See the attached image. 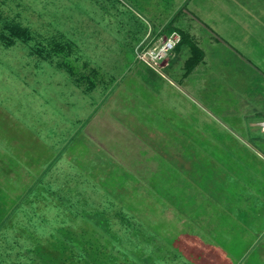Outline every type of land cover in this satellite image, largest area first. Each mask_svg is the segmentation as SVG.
Masks as SVG:
<instances>
[{"label": "rangeland", "instance_id": "rangeland-1", "mask_svg": "<svg viewBox=\"0 0 264 264\" xmlns=\"http://www.w3.org/2000/svg\"><path fill=\"white\" fill-rule=\"evenodd\" d=\"M180 3L0 0V31L31 34L0 42V264H34L39 244L69 264L230 263L202 223L220 216L234 159H249L231 151L260 147L243 136L264 113V23L221 27L244 56L204 27L193 71L188 42L147 62ZM248 31L251 46L237 43ZM245 247L231 264H264Z\"/></svg>", "mask_w": 264, "mask_h": 264}, {"label": "crops", "instance_id": "crops-1", "mask_svg": "<svg viewBox=\"0 0 264 264\" xmlns=\"http://www.w3.org/2000/svg\"><path fill=\"white\" fill-rule=\"evenodd\" d=\"M185 4L190 5L191 9L185 7V10L181 9ZM180 6L181 12H185V14L179 16L181 12L178 13L179 9L177 10L174 22L176 27L186 32V29H188V33L192 36H196L197 33L200 34L199 30L208 28L209 34L206 32L209 37L207 44L213 42L210 31H215L217 33V37H215L217 42H213V44L218 43V41L225 42L233 51L237 50V53L242 56H244L243 53L235 47L231 38L222 36V32L220 33L221 27L227 29L231 37L236 27L238 29L243 27V29L248 30L252 28V24L264 23V18L261 19L262 14H264V0H181ZM259 13H261L260 17ZM175 16L173 17L175 18ZM179 18H181L180 21L178 20ZM168 22L164 26L158 27V29L166 28ZM176 22L179 24L181 22L183 25L179 26ZM160 30L159 32H161ZM254 34L252 31L246 32L242 39L237 40V43H248L247 45L250 44L251 46L250 37ZM160 35H164V33ZM205 57L206 52L204 51L202 61ZM195 67L196 65L191 71ZM257 116H261V118L252 119L250 125L259 128L260 132L250 131L243 137L246 141L249 139V142L258 143L260 147L254 143H248L250 145L248 149L231 151V157L247 156L249 159L240 161L236 158L234 159L239 171L236 170L235 173H229V182L231 183L222 184L218 190L217 206L220 209L218 212L220 216L217 219H213V215H211L207 219L204 218L202 223L204 231H207L206 227L210 228L208 225H211V227L216 226L219 235L226 238V245L230 249L228 253L232 254L227 256L228 260H231L229 264L237 263L239 258H237L236 252L238 253L239 251L236 250L235 246L236 242L241 241L246 246L243 248L244 252L250 249L251 252L254 251V254H256L254 258L256 262H264V130L262 128L264 113H260ZM245 136L249 138L247 139ZM6 139V135L2 136L0 134V149H2L1 141H6ZM6 145L9 147L10 144L8 145L7 143ZM4 147L5 151L6 149L9 150L5 144Z\"/></svg>", "mask_w": 264, "mask_h": 264}, {"label": "trees", "instance_id": "trees-1", "mask_svg": "<svg viewBox=\"0 0 264 264\" xmlns=\"http://www.w3.org/2000/svg\"><path fill=\"white\" fill-rule=\"evenodd\" d=\"M183 9V7H182ZM176 20V16L175 18L173 17L167 24L166 29L171 32L173 30H177V32L180 33L181 38L180 40L177 42V44L175 45L176 47H180L182 44H184L185 42L189 43V46L191 48L192 54L187 58V66H188V72H190L193 67L195 65H197L203 58L204 56V51L203 49L197 45L191 38V35L186 32L185 30L176 27L174 25V22ZM8 31V32H6ZM31 34H30V29L28 27H23L19 24H14V23H8L5 26V30H1L0 31V42L3 41L6 44H10L12 43L13 39L15 38H30ZM54 50L56 51V53H58L59 51H65V47H64V43H57L54 45ZM1 226V223H0ZM61 239V238H60ZM67 242L66 244H70L69 241H65ZM65 244V243H64ZM62 244V245H64ZM44 246L39 244V245H34L32 247L33 251H36L37 254L31 256V260H33L34 264H69L67 259L64 257V253L61 254V252L63 251H59L55 252L53 250H51V252H48V255H44L45 250L42 249ZM51 253V254H50ZM70 258H74V256L70 257ZM85 260V259H84ZM86 261V260H85ZM92 260H87V262H91Z\"/></svg>", "mask_w": 264, "mask_h": 264}, {"label": "built area", "instance_id": "built-area-1", "mask_svg": "<svg viewBox=\"0 0 264 264\" xmlns=\"http://www.w3.org/2000/svg\"><path fill=\"white\" fill-rule=\"evenodd\" d=\"M180 38H181V36H180L179 32L174 30L171 33V35L163 42V45L160 48V52L154 53L153 51L152 52L148 51V52H145L143 55H140V56H141V58H143L147 62H149L150 58H153V60L155 58L160 59L164 55H166V53H168V50L172 49L177 44V42L180 40ZM262 128L264 130V120L262 121Z\"/></svg>", "mask_w": 264, "mask_h": 264}]
</instances>
